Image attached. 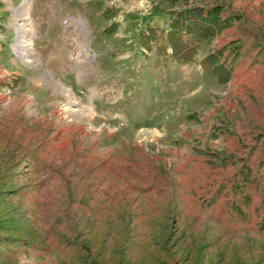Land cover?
Returning a JSON list of instances; mask_svg holds the SVG:
<instances>
[{
  "label": "rangeland",
  "instance_id": "rangeland-1",
  "mask_svg": "<svg viewBox=\"0 0 264 264\" xmlns=\"http://www.w3.org/2000/svg\"><path fill=\"white\" fill-rule=\"evenodd\" d=\"M214 6L190 62L139 43ZM0 221V264H264V0H0Z\"/></svg>",
  "mask_w": 264,
  "mask_h": 264
},
{
  "label": "trees",
  "instance_id": "trees-1",
  "mask_svg": "<svg viewBox=\"0 0 264 264\" xmlns=\"http://www.w3.org/2000/svg\"><path fill=\"white\" fill-rule=\"evenodd\" d=\"M222 10H224L222 6L198 11L184 8L171 16L167 28H146V33H142L139 43L146 49L154 47L160 57L180 63L190 62L195 59L200 41L216 35L231 23L232 15L223 18ZM223 51L224 49L213 50L200 60L202 67L220 83L230 79L235 59L228 60V57L223 55ZM18 226L19 224L16 223L6 226L0 221V242H4L2 236L7 238L9 233L18 229Z\"/></svg>",
  "mask_w": 264,
  "mask_h": 264
},
{
  "label": "bare ground",
  "instance_id": "bare-ground-1",
  "mask_svg": "<svg viewBox=\"0 0 264 264\" xmlns=\"http://www.w3.org/2000/svg\"><path fill=\"white\" fill-rule=\"evenodd\" d=\"M22 42H23V41H22ZM22 42H21V43H22ZM29 44H30V43H29ZM25 45L27 46V45H28V43H25ZM30 45H31V44H30ZM27 49L29 50V49H30V47H29V48H27Z\"/></svg>",
  "mask_w": 264,
  "mask_h": 264
}]
</instances>
